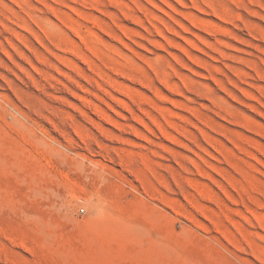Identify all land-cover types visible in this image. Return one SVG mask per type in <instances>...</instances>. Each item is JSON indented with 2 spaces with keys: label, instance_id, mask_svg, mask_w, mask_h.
<instances>
[{
  "label": "rangeland",
  "instance_id": "374dc122",
  "mask_svg": "<svg viewBox=\"0 0 264 264\" xmlns=\"http://www.w3.org/2000/svg\"><path fill=\"white\" fill-rule=\"evenodd\" d=\"M0 264H264V0H0Z\"/></svg>",
  "mask_w": 264,
  "mask_h": 264
},
{
  "label": "built area",
  "instance_id": "2783aa9c",
  "mask_svg": "<svg viewBox=\"0 0 264 264\" xmlns=\"http://www.w3.org/2000/svg\"><path fill=\"white\" fill-rule=\"evenodd\" d=\"M83 211V210H82ZM84 212V211H83Z\"/></svg>",
  "mask_w": 264,
  "mask_h": 264
}]
</instances>
